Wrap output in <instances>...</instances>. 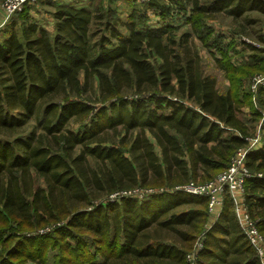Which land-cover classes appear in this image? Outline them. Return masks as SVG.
<instances>
[{
    "label": "trees",
    "instance_id": "obj_1",
    "mask_svg": "<svg viewBox=\"0 0 264 264\" xmlns=\"http://www.w3.org/2000/svg\"><path fill=\"white\" fill-rule=\"evenodd\" d=\"M113 1L58 4L52 31L23 13L0 38V264H190V254L193 264H260L231 199L211 222L206 199L177 188L214 179L260 124L244 191L264 237V120L256 109L255 125L239 117L252 95L235 76L249 73L211 24L264 14V0H149L164 22L154 26L144 14L122 20ZM173 17L188 30L177 34L164 21ZM243 36L232 34L237 48L264 54ZM196 42L224 73V93ZM247 58V70H263Z\"/></svg>",
    "mask_w": 264,
    "mask_h": 264
},
{
    "label": "rangeland",
    "instance_id": "obj_2",
    "mask_svg": "<svg viewBox=\"0 0 264 264\" xmlns=\"http://www.w3.org/2000/svg\"><path fill=\"white\" fill-rule=\"evenodd\" d=\"M4 0H0V38L3 37L5 34L6 30L9 28V25L11 24L12 21H16L18 16H21L20 14L26 13L29 15V18L35 19L39 25L44 26L48 31H52L54 28V23L52 20V13L54 11V7L57 6L58 4L61 3H66V4H76L75 6H82V7H89L90 5H95L97 1L100 0H36V2L32 3L31 5L26 6L25 9L21 13H18V15H13L8 19H5L4 12L2 10V3ZM149 0H115L112 3V8L116 10V14L122 19V20H128L131 15H134V18H136L139 14H144L146 16V22L149 25H158L163 22V19L157 18V16L153 13V10L151 8L147 7V3ZM107 0H102V5L105 6L107 5ZM173 21L177 25L178 30L177 34L187 31L188 26L183 24V21H178V19H175L174 17L172 19H166L164 21ZM145 22V23H146ZM212 26L215 27L217 30H221L228 35H231L233 33H238L239 32L244 35L242 38H240L241 41H245L246 44L254 46L257 50L262 49L264 50V14H261L259 12H250L248 15L245 17L239 18L236 20V22H233L231 18L227 17L224 14H220L217 16V19L213 22H211ZM18 27V26H16ZM7 28V29H6ZM226 36L227 39L225 40V44H228L229 47L227 48L229 50L228 56L232 61L235 62L234 65H236L237 69H241V72L245 70L246 74L244 76H235L237 79H247L248 84L246 85L247 88L243 86V90L247 91L250 90V93L252 95L250 104L251 108L249 106H245L241 108V113L239 114V117L248 123L249 126L255 125L258 122H262L264 120V106H259L258 105V92L260 90H264V82L258 83L256 91L252 92L251 91V86L255 83L257 78L263 77L264 76V60L263 63H259L257 67L263 68L261 72H256V70H247L244 67V64H248L251 62L247 58V55H255V57L262 61L264 59V54L262 51H257V52H251L249 49L243 50L241 46L239 45L237 48L238 44H241L240 41L235 40L231 38V36ZM262 38V39H261ZM197 48L199 51L200 56L202 57V62L204 65V70L207 75L211 76L215 80L216 84V89L219 93H224L227 88L229 83L225 79L224 73L217 68L216 64L214 63V59L209 56V54L201 48L198 43ZM235 51V52H234ZM242 51V52H240ZM234 52V53H232ZM246 57H244V56ZM248 62V63H247ZM255 72V73H254ZM252 74V76H251ZM247 89V90H246ZM244 93V92H243ZM95 91L93 88V93H87V97H91V101L94 103V95ZM98 106V105H96ZM250 109H256L258 113H260V118H258L256 121L257 123L251 122L250 119ZM34 126L33 122H30L27 124V126L24 127L23 129V135L27 134L29 131L32 130V127ZM259 128L260 124L256 129V133L251 136L255 137L257 135L260 136L259 133ZM250 134H253V130L250 131ZM148 138L152 143H154L153 139L148 135ZM155 151L158 153L159 150L157 147H155ZM221 173V172H220ZM251 174V173H250ZM206 182V181H205ZM204 183L201 181L195 182V184H202ZM36 185L42 186L41 182L36 181ZM137 197H140V194L137 192ZM220 212V211H219ZM216 215H211L210 220L212 221L213 217ZM52 259H49V264H51Z\"/></svg>",
    "mask_w": 264,
    "mask_h": 264
},
{
    "label": "built area",
    "instance_id": "obj_3",
    "mask_svg": "<svg viewBox=\"0 0 264 264\" xmlns=\"http://www.w3.org/2000/svg\"><path fill=\"white\" fill-rule=\"evenodd\" d=\"M34 2H36V0H4L1 7L4 12L5 19L21 13L26 6L31 5ZM261 82H264V76L257 78L255 83L251 86V91L255 92L258 83ZM245 140L247 145L235 152L229 166L216 175L214 179L206 181L202 184H195L191 182L178 187L177 190L192 196L204 197L206 199L208 214L210 217L211 215H216L213 219H216L218 216L219 211L222 208L224 198L227 196L231 199L233 213L241 231L245 235L248 244L254 250L260 264H264V237L259 232L256 222L247 212L244 191V185L251 177L250 171L246 166V155L249 151L258 146L260 137L257 135L253 138H247ZM257 177H261V175L258 174ZM151 193L152 192H149L145 195L148 196ZM138 194L140 193L138 192ZM145 195L140 194V197H137V193H135L134 197L142 200L146 197ZM199 245L200 244L195 245V250L199 249ZM187 260L190 264H193V254L188 255Z\"/></svg>",
    "mask_w": 264,
    "mask_h": 264
},
{
    "label": "crops",
    "instance_id": "obj_4",
    "mask_svg": "<svg viewBox=\"0 0 264 264\" xmlns=\"http://www.w3.org/2000/svg\"><path fill=\"white\" fill-rule=\"evenodd\" d=\"M214 221V219H212V221L211 222H213Z\"/></svg>",
    "mask_w": 264,
    "mask_h": 264
}]
</instances>
